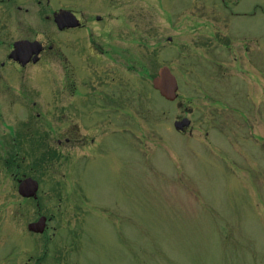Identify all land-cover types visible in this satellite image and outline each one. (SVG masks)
<instances>
[{"label": "rangeland", "instance_id": "obj_1", "mask_svg": "<svg viewBox=\"0 0 264 264\" xmlns=\"http://www.w3.org/2000/svg\"><path fill=\"white\" fill-rule=\"evenodd\" d=\"M0 264H264V0H0Z\"/></svg>", "mask_w": 264, "mask_h": 264}, {"label": "water", "instance_id": "obj_2", "mask_svg": "<svg viewBox=\"0 0 264 264\" xmlns=\"http://www.w3.org/2000/svg\"><path fill=\"white\" fill-rule=\"evenodd\" d=\"M70 16L66 11H61V13L56 17V22L58 23L61 29L65 28L67 25H70ZM18 48L22 47L21 44L16 45ZM36 54L39 53V50L36 49ZM17 53H14V57L17 59ZM37 61V59H36ZM154 86L156 89L160 90L161 94L168 100L174 101L178 97V82L176 77L172 74L171 70L168 67H164L160 70L159 76L154 80ZM190 125L188 119L183 121L176 122V128L178 130H183L185 127ZM38 191V183L33 179H27L23 181L20 185V193L25 197H34ZM46 227V218H42L39 222L30 224L29 229L34 232L42 233Z\"/></svg>", "mask_w": 264, "mask_h": 264}, {"label": "flooded vegetation", "instance_id": "obj_3", "mask_svg": "<svg viewBox=\"0 0 264 264\" xmlns=\"http://www.w3.org/2000/svg\"><path fill=\"white\" fill-rule=\"evenodd\" d=\"M76 13V15L78 16V18L80 19V21H81V24H80V28H78L79 30H82V29H85V28H87L86 26H87V24H88V21H86L85 20V18L83 17V15H79V14H77V12H75ZM98 21H100V19H98V18H96ZM71 30V29H70ZM67 31H69V30H67ZM20 40H26V41H31V39H29V38H22V39H20ZM94 42V41H93ZM42 44H43V46H44V51L42 52V54H41V58H42V55H43V53H45L46 52V44L45 43H43L42 42ZM91 45H94L95 43H90ZM14 45V44H13ZM50 49H52L51 47H50ZM28 58V57H27ZM8 59L10 60V61H12L13 63H15V64H18L19 66H20V68H26V67H28V66H30V65H33L34 63L32 62V60L34 59V57H31L29 60H30V62L29 63H27L26 65H23L22 63H18V62H15V61H13V60H11L10 59V57H8ZM2 66H4V63L2 64ZM110 115V114H109ZM75 130H76V132H74L75 134H73V136H67V138H66V140H65V142H66V144H69V145H74L75 143H77V141H78V143H82L83 144V142H84V138L83 137H81L80 136V134H79V128L78 127H76L75 128ZM71 137V138H70ZM74 140V141H73ZM84 145V144H83Z\"/></svg>", "mask_w": 264, "mask_h": 264}]
</instances>
